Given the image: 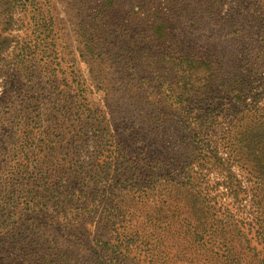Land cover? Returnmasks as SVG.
Returning a JSON list of instances; mask_svg holds the SVG:
<instances>
[{"label": "rangeland", "instance_id": "obj_1", "mask_svg": "<svg viewBox=\"0 0 264 264\" xmlns=\"http://www.w3.org/2000/svg\"><path fill=\"white\" fill-rule=\"evenodd\" d=\"M51 1L55 30L41 37L47 52L25 63L17 59L23 41L17 47L21 38L16 36L25 38L32 30L26 32L24 27L20 33H13L18 40L8 48L6 40L14 36L8 32L6 1L0 0V140L7 137L5 144L0 145V176L8 180L2 179L1 189L5 190L0 195V228L30 221L41 237L39 249L33 252L39 255L36 259L24 255L25 261H22L18 257V249L24 253L30 250L28 241L32 237L24 235L19 237L23 239L20 247L12 245L8 256L5 255L6 260L11 257L16 261L7 262L33 264L41 258L42 264L44 260L50 264L54 257L58 264H99L103 259L111 264L113 258L120 257L124 264H148L136 250L125 259L114 255L111 249L115 244L114 232L108 221L120 209H128L135 217H158V213H169L170 206L176 215L188 216L192 223L202 227L208 220L205 213L220 212L218 217L224 221L227 235H232L229 229L234 227L242 228L245 233L241 225L254 222L251 219L257 214L254 201L257 185L248 170L234 162L226 150L228 139L221 142L220 138L231 134L232 143L235 136L232 128L238 112L257 103L255 93H260L259 86L264 85V60L258 62L252 73L251 65L244 61V54L251 47L259 49L263 37L255 21L262 11L261 0H146V5H155L154 16L163 17L162 26H166L162 31L169 34V40L162 42L156 36L144 34L140 43L147 54L142 55L140 65L137 60L131 61L123 73L107 52L100 57L96 53L87 54L78 31L83 19L91 21L99 10H105L108 18L103 28L121 43L117 57L135 59V50L128 47L136 49L140 44L128 47L125 44L139 38L135 17L141 0ZM45 2L40 3L49 20L50 9ZM176 41L178 48L173 45ZM15 46L18 49L13 51ZM173 51L197 59L200 68L194 77L198 84L210 80L214 73L216 94H219L224 90L222 86L235 77L239 89H245V99L219 95L193 100L192 114H197L196 109H213V106L221 107L226 114L214 119L217 114L210 113L212 116L206 123L205 114L199 113L197 126H187V118L179 109L171 110L172 100H167L168 96L173 97L170 87L177 89V85L187 83V79L171 74L170 62L164 59L165 52L172 55ZM22 64L25 71L26 67L29 70L27 80L37 78V91L22 80ZM248 81H253L255 89L248 90ZM30 100L37 104L36 112ZM76 101L85 109L83 115ZM167 105L169 108L162 110ZM25 108L29 110L28 123L34 121L36 127L32 124L23 129L30 138L26 145L28 159L21 156L19 164L31 161L41 171L24 169L12 183L11 167L17 165L18 146L23 143L18 138H24L21 133L15 135L13 121L18 123L22 116L18 113ZM183 137L188 140L184 142ZM120 142L139 173L132 185L142 186L153 181L149 186L151 193L144 195L143 204L138 206L127 203L126 192L117 190V165H112V172L107 171ZM210 152L214 153L205 158ZM161 154V170L166 173L173 166L174 172L150 180L152 166L145 165V158ZM191 171L197 174L188 180L187 174ZM131 192L138 197L139 192ZM36 194L37 199L32 201L30 198ZM33 210L38 213L34 214ZM248 237L252 246L261 251L256 234ZM196 239L193 235L189 237L191 243ZM213 245L212 240L207 248L212 250ZM31 248L35 250L34 245ZM42 249H47L46 255L41 253Z\"/></svg>", "mask_w": 264, "mask_h": 264}, {"label": "trees", "instance_id": "obj_2", "mask_svg": "<svg viewBox=\"0 0 264 264\" xmlns=\"http://www.w3.org/2000/svg\"><path fill=\"white\" fill-rule=\"evenodd\" d=\"M6 11L8 12V20L7 24L9 26L8 32L10 36H14L13 33L19 32L22 28L25 27V31L32 30V34L30 36H26L23 38L21 35H17L16 37H20L21 41L17 43V47L21 44L20 53L17 56V59H21V61L25 63L33 62L39 58V56H45L47 51V45L44 44V39L41 37L46 35L47 33H53L55 24L52 22L54 19L52 14V1L44 0L47 3V6L50 10H48L49 20L46 19L45 11L43 10V5L40 3L42 0H5ZM262 2V11L260 16L256 17V24L259 30L263 33L262 40L260 41V47L257 49L256 47H251L252 50L244 54V61L251 65V73L254 72V67L257 65L259 61L264 60V0ZM146 0H141L140 3L136 6L139 10L136 12L135 20L137 21V28H139V38L136 39V42L130 41L125 44L134 51L135 59H131L130 56H121L117 57L119 52L121 51V43L114 40V36L112 33H107V31L103 28L106 24V20L108 18L107 11L99 10L91 19V21H86L87 19H83L82 26L78 31V35L81 36L83 41V49L87 54L96 53L101 56L104 52H107L111 56V60H115V63L118 64L119 69L121 67V73L124 72L125 66H129L130 62L133 60L138 61V65L141 64L142 55L147 54L142 51V42L144 34H151V36H156L158 40L162 42H168L169 34L162 31L166 25H163L162 18L155 17V12L152 11V7H155L153 4L146 5ZM43 10V11H42ZM115 10L112 11V14ZM30 16V17H29ZM29 17V19H28ZM162 22V23H161ZM29 28V29H28ZM24 30V29H23ZM166 30V29H165ZM146 32V33H145ZM15 36L13 39H7L8 48L12 46L18 38ZM29 38H33L32 40ZM49 38V37H48ZM24 39V40H23ZM42 41V44H41ZM46 44V43H45ZM175 47H179L178 42L173 43ZM14 47L13 51L17 47ZM170 48V47H168ZM18 49V48H17ZM42 49V50H41ZM138 51V52H137ZM152 52V51H146ZM133 56V57H134ZM170 62L171 65V74L176 75L178 79H187V83L177 85V89H172L170 87V94L172 96H168L167 100H172L170 103L171 110L174 108L179 109L182 112V115L187 118V126L188 125H196V122L200 119L196 117L199 113L205 114L206 123L208 122V117L212 116L210 113H215L217 116L213 118L221 117L224 115L225 111L221 109V107L213 106V109L208 107L207 109H196L197 114H192L193 110L190 107L191 101L202 100L203 97L206 98H215L214 96H223L224 98H231L234 100H243V96L246 97L245 89H239L237 85V79L234 77L228 81V84H224L222 88L224 90L219 91V94H216L217 86L214 84L215 74L210 80L200 82L199 84L194 77L200 68L197 65V59L194 56L178 55L175 51L172 52V55L164 53V59ZM123 59V61H122ZM103 60H101L102 62ZM243 61V62H244ZM25 64H22V80L28 82L29 88L33 90H38L36 86H39L37 82V78L29 76V70L25 71ZM124 66V67H123ZM147 65H143V68H150ZM185 66V69L181 67ZM254 74V73H253ZM255 75V74H254ZM250 76L247 79H250ZM146 79L145 77H143ZM147 80V79H146ZM165 86V83L161 84ZM25 83L23 84L22 92L25 94ZM170 86H173L170 84ZM253 81L247 82L246 87L249 89H253ZM261 92L255 93L257 95V102L253 107L246 108L242 110V112H238L239 116L234 120V125L232 131L235 133L233 136V140L231 143V134L227 136L221 137L220 141H226L227 139V148L232 155L233 161L242 165L243 168L248 170V174L252 181L257 185V191L255 198V204L257 205V214L252 217L251 220H254L252 223H244L241 225L244 227L245 233L243 229L240 227H234L229 229L232 235H227L226 229L223 226L222 219H219L217 213H205L208 218L207 222L199 225H195L191 222L190 217L182 215H176V213L171 211L173 209L169 206V213L157 214L158 217H149L147 215L140 217H135V215L128 211V209H120L118 214L113 215V217H109L108 223L114 232L115 244L112 245V251L116 256H123V259L127 258V255L132 251L136 250L143 254L145 261L148 264H264V85L259 86ZM255 89V88H254ZM30 104H34V112L38 109L37 104L33 103V100H30ZM76 105H79L80 102L76 101ZM178 105L173 107L174 105ZM261 104V105H260ZM169 106L162 107V110H166ZM262 106V107H261ZM78 109L82 111L81 115H83L84 110L79 105ZM15 110V109H14ZM91 110L88 109V112ZM16 112V110H15ZM14 112V113H15ZM78 113V112H77ZM18 119V123L16 120L13 121V131H15V135L20 136L21 133L24 135V138L21 140L18 138V142H23L18 146L20 149L19 154L16 156L17 165L12 166V171L10 172V178L12 183L15 180L16 175L22 174V171L26 169L28 172L41 171L37 168L36 164L33 163H23L19 164L21 156H24L25 159H28L27 143L30 141L28 137V133L26 131L23 132V129L30 127V125H34L36 127V123L33 121L31 124L28 123L29 110L25 108V110H20ZM226 114V113H225ZM192 116V117H190ZM191 120V121H190ZM190 121V122H189ZM213 121L211 120L210 123ZM207 126V125H205ZM158 129V128H157ZM1 135V134H0ZM14 135V136H15ZM7 137H2L0 140L1 143L5 144ZM184 142L188 140L183 137ZM187 146V145H186ZM188 147V146H187ZM214 152H210L205 154V158L209 157ZM116 155L110 160V164L107 165V171L112 172V165H117L119 171V179L117 181V190H122L126 192L127 203H130L134 206H138L139 204H143L144 195L151 193V189L149 186L153 184V181L149 182L147 185L143 184L140 186L139 184L132 185L135 176H138V171L133 167L135 162H132V157L128 153L127 148L120 142L116 145V150L114 152ZM204 158V159H205ZM6 159V158H5ZM203 159V160H204ZM170 161V159H166ZM163 161L162 154L156 157L155 155H150L145 158V165L152 166L150 169V180H154L155 177H159L161 174H169L173 173L175 167L171 166L166 169V173L164 170H161V163ZM2 163H0L1 165ZM32 168V170H30ZM151 168V167H150ZM38 173V172H37ZM1 174V172H0ZM194 171L187 174L188 180H192L193 176L196 175ZM43 174H40V177ZM3 177L0 176V195L3 193L5 189H1ZM14 179V180H13ZM5 180V179H3ZM7 180V179H6ZM5 180V182H7ZM19 187H22L21 182ZM13 186L10 185V187ZM138 188V189H136ZM140 188V189H139ZM132 190H136L139 192L138 197L135 196ZM133 194H131V193ZM128 193L129 199H128ZM32 201L37 199V194L30 198ZM122 203H124L122 201ZM34 214H37L36 210H33ZM167 211V210H166ZM65 214H68L65 211ZM191 216V214H190ZM193 219V217L191 216ZM211 221H210V220ZM182 223V224H181ZM213 223L214 225H209ZM227 226V224H225ZM228 226H231L229 224ZM253 226V227H252ZM39 230L32 226V222H15V224L6 226L5 229L0 228V264H12L7 261H16L11 257L9 259H5V255L8 256V250L10 247L17 246L20 247L21 241L23 239L19 237H23L27 235L32 237L28 241V245L30 246V250H26L24 252H20L18 249V257L22 261L24 260V255L29 256L30 259H36L39 255H33V252H37L40 245L38 241L40 240V236H38ZM255 233L258 238V243L261 245V251H257L255 247L252 246L251 241L249 239V234ZM193 235L194 238H197L194 243L189 241V237ZM226 237V238H225ZM18 238V239H17ZM214 242V249L209 250L207 248L208 243ZM34 245L35 250H32V246ZM27 246V243H26ZM43 246H46L45 244ZM47 250V249H46ZM45 249L41 250V253L46 255L47 251ZM207 251L210 255L206 254ZM215 251V252H214ZM220 251L219 253H217ZM23 254V255H22ZM220 260L221 262H218ZM122 259L120 257H116L112 259L111 264H124L121 262ZM58 260L54 257L49 261L50 264H58ZM45 264H48L44 260ZM107 261L103 259L99 264H106ZM33 264H42V259L38 258L33 262Z\"/></svg>", "mask_w": 264, "mask_h": 264}]
</instances>
